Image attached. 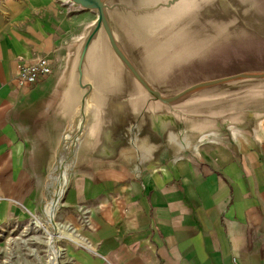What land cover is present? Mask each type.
<instances>
[{"label": "water", "instance_id": "1", "mask_svg": "<svg viewBox=\"0 0 264 264\" xmlns=\"http://www.w3.org/2000/svg\"><path fill=\"white\" fill-rule=\"evenodd\" d=\"M96 19L61 48L22 114L54 225L71 180L196 157L207 141L264 140V0H65Z\"/></svg>", "mask_w": 264, "mask_h": 264}, {"label": "crops", "instance_id": "2", "mask_svg": "<svg viewBox=\"0 0 264 264\" xmlns=\"http://www.w3.org/2000/svg\"><path fill=\"white\" fill-rule=\"evenodd\" d=\"M64 1L0 0V264H264V140L207 141L143 175H76L46 220L22 114L85 23ZM40 58L52 75L17 89L21 65Z\"/></svg>", "mask_w": 264, "mask_h": 264}, {"label": "built area", "instance_id": "3", "mask_svg": "<svg viewBox=\"0 0 264 264\" xmlns=\"http://www.w3.org/2000/svg\"><path fill=\"white\" fill-rule=\"evenodd\" d=\"M53 71V64L47 58H40L33 63L21 65L13 84L23 92L29 91L49 78Z\"/></svg>", "mask_w": 264, "mask_h": 264}, {"label": "rangeland", "instance_id": "4", "mask_svg": "<svg viewBox=\"0 0 264 264\" xmlns=\"http://www.w3.org/2000/svg\"><path fill=\"white\" fill-rule=\"evenodd\" d=\"M59 2H63V0H58ZM74 15H79L82 22L88 23L96 19V15L91 12H73ZM72 36L75 34V32L71 31ZM55 255V253H54Z\"/></svg>", "mask_w": 264, "mask_h": 264}, {"label": "bare ground", "instance_id": "5", "mask_svg": "<svg viewBox=\"0 0 264 264\" xmlns=\"http://www.w3.org/2000/svg\"><path fill=\"white\" fill-rule=\"evenodd\" d=\"M36 221V220H35ZM39 223V222H38ZM52 239V238H51ZM55 252V251H54Z\"/></svg>", "mask_w": 264, "mask_h": 264}]
</instances>
